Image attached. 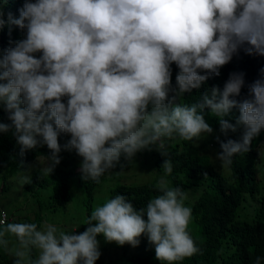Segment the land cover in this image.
<instances>
[{
	"label": "clouds",
	"instance_id": "1",
	"mask_svg": "<svg viewBox=\"0 0 264 264\" xmlns=\"http://www.w3.org/2000/svg\"><path fill=\"white\" fill-rule=\"evenodd\" d=\"M8 23L25 36L0 53V105L10 121L0 122V133L15 138L21 163L28 151L46 146L45 171L51 173L62 149L74 150L82 158V180L100 183L106 172L124 166L121 157L130 161L154 145L170 174L165 141L211 134L203 114L208 108L224 135L243 128L239 140L220 141L216 158L227 167L264 131V79L249 85L242 101L233 97L240 95L243 74L233 73L222 90L213 86L196 103L179 102L218 76L242 47L264 56V0H24ZM4 24L0 9V28ZM234 108L239 114L232 123L226 117ZM61 134L70 137L63 145ZM156 187L160 194L145 208L136 209L122 194L94 207L79 233L47 223L38 229L32 222H0L6 223L0 244L7 245L8 234L17 238L13 264H95L101 234L106 242L133 247L145 235L156 259L168 264L193 256L199 249L187 231L192 210L185 193L163 179Z\"/></svg>",
	"mask_w": 264,
	"mask_h": 264
},
{
	"label": "trees",
	"instance_id": "2",
	"mask_svg": "<svg viewBox=\"0 0 264 264\" xmlns=\"http://www.w3.org/2000/svg\"><path fill=\"white\" fill-rule=\"evenodd\" d=\"M23 4L24 0H0V9L3 11L5 21L3 28H0V53L25 36V30L8 23L9 14L18 17L19 9ZM171 67L172 85L175 87L178 69L174 63ZM262 70H264V56L248 54L242 47L232 60L220 69L218 76H210L200 89L185 93L179 102L189 105L196 103L200 94L213 86L222 90L233 73L243 74L244 85L240 95L233 97L242 101L249 98V85L257 79H264ZM203 114L206 122L213 129L220 128L217 118L210 115V109L205 108ZM238 114V109L234 108L226 119L235 123ZM0 122L10 123L8 113L2 105H0ZM242 132L241 127L236 132L229 131L227 135L221 133L217 136L219 140L217 137L214 138L216 143L209 142L208 146L213 148L204 147L217 154L222 150L220 141L229 138L239 140ZM69 138L61 134L59 137L61 145ZM194 142L195 139L185 141L179 137L165 141L173 163L170 174H166L161 167L165 157L154 145L150 149L138 152L134 157V164L146 157L148 166L153 165L158 175L163 173L162 175L170 181L169 187L181 188L188 201L192 195L194 196L192 202L184 204L192 210L187 231L199 251L191 257H185L172 264H253L257 256L261 257V264H264V131L252 141L249 152L239 153L233 157L232 164L227 166L228 173L219 172L213 160L218 165L221 164L220 160L213 158V154L209 152H199V146H195ZM18 152L19 146L11 133H0V194L10 189L9 181L17 177L18 172L25 171L31 160H38L39 167L32 171L29 181H22V197L25 202L31 201L37 205L38 209L34 214L29 215L34 216V221L28 222L36 223L39 227L43 217L56 213L59 206H64L71 200L70 178L76 167L69 158L68 151L63 149L59 153L60 163L51 173L45 171L49 165L47 159L49 150L46 146L28 151L23 157L24 163L20 162L21 157ZM43 161L46 163L42 164ZM121 162L124 166L122 168L117 166L115 169L129 168V162L123 157ZM219 167L222 168V164ZM27 176L28 173L25 177ZM157 184L156 182L115 184L110 188L109 199L122 194L129 198L136 209L145 208L151 198L160 194ZM96 185L94 181H84L87 211L85 220L81 222L82 232L87 227L85 221L92 211L93 191ZM4 208L9 212L16 209L13 202H8ZM141 237L148 240L145 235ZM36 258L37 250L33 249L30 259ZM126 259L131 264H168L166 261L156 259L154 246L146 254L131 255ZM0 264H13L6 250H0Z\"/></svg>",
	"mask_w": 264,
	"mask_h": 264
},
{
	"label": "rangeland",
	"instance_id": "3",
	"mask_svg": "<svg viewBox=\"0 0 264 264\" xmlns=\"http://www.w3.org/2000/svg\"><path fill=\"white\" fill-rule=\"evenodd\" d=\"M220 128H214L211 134H203L199 140H195L194 145L199 146L200 151H206L213 154V151H209L206 147L209 142L216 143V137L220 135ZM178 136H174L177 138ZM215 138V139H214ZM175 141V140H174ZM203 145V146H202ZM209 149L213 148L208 146ZM217 154H213V158H216ZM68 156L71 159L72 163L75 165L76 169L74 174L70 178V191H71V200L67 202L64 206H59L57 212L54 214H49L43 217L38 229H42L43 226L47 224H52L57 227L58 231H64L66 233L72 232H82L81 222L85 220L86 217V195L84 193V180L81 178L80 173V162L81 157H79L75 151H68ZM135 158L128 161L130 166L128 169H112L106 172L101 178L100 183H97L93 191V201H92V210L98 205H102L109 199V191L112 186L115 184H140L144 182H156L158 183L161 179L165 180L168 185L170 183L169 179L164 175H158L157 170H155L153 165L148 166L146 157L141 159L139 163H135ZM221 162V161H220ZM45 164L46 161L41 162ZM213 163L219 172L228 173L229 170L227 167L222 166L220 168L214 160ZM37 165V166H36ZM39 167V163L36 160H31L28 163L27 169L25 171L18 172L17 177L9 181L10 189L0 194V221L1 216L5 214L8 221L6 223H23L34 221V216L30 217L29 215L34 214L38 209L37 205L31 201L25 202L22 197L23 184L22 181L28 173V176L32 171ZM68 169V167H67ZM155 170V172H154ZM154 173V175H153ZM1 181V178H0ZM1 189V184H0ZM200 192V190H199ZM5 196V197H4ZM4 197V198H3ZM189 198V197H188ZM194 199L192 198L188 201L185 199L186 204H189ZM8 202H13L16 209L9 210L4 208V205ZM247 203V202H246ZM250 204V202H249ZM244 211V210H242ZM13 213V214H12ZM244 214H246L244 212ZM29 216V218H28ZM5 223V224H6ZM4 225H0V230L3 229ZM8 241L7 245L0 244V250H6L11 262L13 263L15 257L13 255L14 251L19 248V242L14 235L8 234L4 237ZM99 241V250L101 255L95 264H131L126 257L131 255H143L148 253L154 245L150 244L148 240L139 237L140 243L133 247L130 244L118 245L116 242H106L103 235L97 237ZM38 256V252H37Z\"/></svg>",
	"mask_w": 264,
	"mask_h": 264
},
{
	"label": "built area",
	"instance_id": "4",
	"mask_svg": "<svg viewBox=\"0 0 264 264\" xmlns=\"http://www.w3.org/2000/svg\"><path fill=\"white\" fill-rule=\"evenodd\" d=\"M6 218V216H5V214H3L2 216H1V223H4L7 219H5Z\"/></svg>",
	"mask_w": 264,
	"mask_h": 264
}]
</instances>
